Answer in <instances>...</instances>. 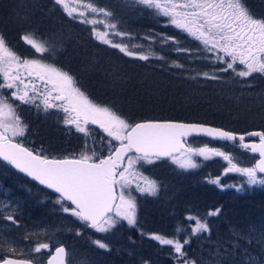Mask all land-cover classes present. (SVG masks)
Wrapping results in <instances>:
<instances>
[{"label": "snow or ice", "instance_id": "obj_1", "mask_svg": "<svg viewBox=\"0 0 264 264\" xmlns=\"http://www.w3.org/2000/svg\"><path fill=\"white\" fill-rule=\"evenodd\" d=\"M52 3L72 20L92 26L91 33L97 41L118 49L125 56L148 61L153 55L151 51L145 54L135 50L142 48V45L130 46L125 43L123 38L131 41V33L121 30L119 18L108 7L98 6L96 0H52ZM125 3L129 8L167 18V24L199 41L201 47L197 51L210 54L205 55L204 59L223 65L216 72L231 70L240 78L264 75V16L254 14L247 0H125ZM112 36L120 37L121 41L114 42ZM21 39L35 53L41 54V58L21 57L10 47L4 33L0 32V160L58 194L55 204L60 206L59 211L74 217L83 227L109 233L126 222L128 226L138 228V205L133 193L156 196L159 191L157 182L143 177L140 167L164 159L189 171L201 167L198 157L205 161L220 157L228 165L224 175L238 173L243 177V183L239 186L233 184L227 187L242 191L246 186H264V131L247 133L249 137H259V141L245 143L244 135L203 124L129 122L113 106L97 103L90 98L69 71L55 63L45 62L42 58L44 54L49 60L55 59L59 51L57 42L44 38L37 31L26 33ZM170 41L179 43L169 36H163L161 40L165 44ZM175 50L191 52L179 47ZM172 67L183 68L184 65L174 61ZM200 75L211 80L221 78L215 72L197 73V76ZM15 101H19V105L14 106ZM20 105L32 106L37 112L55 110L63 113L62 122L74 127L86 138L84 150L78 155L58 158L45 154L42 148L31 150L26 147L23 138L28 126L17 113ZM89 125H96L106 133L105 155L88 144V138L93 134ZM200 135L238 143L240 148L259 154V159L251 167H241L235 157L220 148L207 145L192 147L188 144V137ZM220 179L210 178L208 183L223 188L225 185H221ZM220 211L219 208L209 210L206 216H218ZM0 217L19 225L16 208L2 200ZM185 219L192 223L187 227L178 224L172 236L145 234L143 231H140V235L160 246H168L178 264H197L196 260L188 257L185 247L191 243L192 236L203 233L210 236L212 230L207 219L194 215ZM184 233L187 234L181 240L180 236ZM76 234L81 235L79 231ZM32 236L36 237V241L31 254L51 252V241L42 242L39 233L25 235L24 239ZM241 239L249 245L255 243L264 247V223L250 225L247 234L234 233L229 241L230 246L238 248ZM92 243L99 249L109 250V245L99 239ZM4 248L12 255L5 256L0 264H32V255L28 259L14 258L22 254V250L10 237L0 232V249ZM244 251L247 264H264L248 249ZM67 256L65 247L58 246L47 264H65ZM81 264H87V261ZM212 264L222 262L216 259Z\"/></svg>", "mask_w": 264, "mask_h": 264}, {"label": "trees", "instance_id": "obj_2", "mask_svg": "<svg viewBox=\"0 0 264 264\" xmlns=\"http://www.w3.org/2000/svg\"><path fill=\"white\" fill-rule=\"evenodd\" d=\"M29 0H15L14 4L23 3L21 8H27L26 12L28 17V24L22 27L21 31L18 33L15 29H9V26L5 27L8 33L7 40L9 41L10 47L19 54H25V43L21 39L22 35L29 33L31 31H37L39 35H42L46 39L53 40L57 42L59 51L54 60L45 59L46 62L55 63L58 67L69 71L73 74L79 81L82 89L86 91L90 98H92L97 103L109 104L118 110L123 116H129L131 118H137L139 121H152L156 119L161 120H175V121H187L191 122L195 120L200 123H206L211 125H216L224 129H228L232 132H243L249 133L250 131H264V75L254 74L252 77L240 78L236 77L234 73L229 70L228 72H216L217 69L213 65H210V59H204L205 54L198 52L197 49L200 48L199 41L194 40L188 34L182 32L180 29L167 24V18L157 17L156 21L153 19L151 22L147 20L152 15L148 12H138L137 10H132L134 12L133 16L138 17L141 21H146L149 25L147 30H144L148 35H154L155 37H161L160 34L164 36L174 37L178 44L172 43L170 41L169 45L165 48H159L158 45H154L157 52L156 57H163V59H157L154 62L152 59L148 61H138L139 63L133 64L134 59H128L127 57L118 53L115 48H103L98 49L100 54L95 56L92 52L97 50L98 45L94 44L92 33L88 35L83 27L79 26L75 20L67 17L63 10L59 6H55L52 0H36L35 7L31 6ZM110 2V4L116 5L115 9L122 5L120 3H115L112 0H105ZM115 1V0H114ZM125 1V0H124ZM264 0H247L248 7L250 10L258 15L264 16ZM11 6V5H10ZM124 6V5H123ZM38 8L36 11L35 8ZM129 9V7H126ZM124 9L120 12H127ZM3 8L0 7V19L3 13ZM30 12H34L35 17H39L38 29H35V24L32 25L33 21L30 17ZM10 16L9 12L7 13ZM48 20L41 21L48 17ZM146 16V17H145ZM34 17V18H35ZM145 17V18H144ZM32 21V23L30 22ZM36 22V20H35ZM36 22V23H37ZM4 27V25H3ZM3 27H0V32H2ZM28 31V32H26ZM76 38L82 43L83 49L79 50V53L75 57L72 56V50L74 45V40ZM91 37V38H90ZM92 43V44H91ZM100 47V46H99ZM185 48L190 49V53L177 52L175 49ZM158 52L160 53L158 55ZM21 54V55H22ZM90 54V55H88ZM95 59L99 63L96 67H99L95 75L96 78L91 76L92 87L85 84V80L82 77V73L88 77V74L82 72L85 66L83 58ZM132 58V57H131ZM183 64V68L172 67L173 62ZM159 64L160 67H164L169 70L172 75L165 73L164 71H158L152 68L150 65ZM120 64L123 65V70L118 72H128L139 79L147 75L152 80L159 79L160 81H170V84L176 86L178 91L176 97H181L185 91H192L195 94L196 99L200 100L201 103L191 105L186 111H177L173 107L168 106V101H156L153 102L151 107L148 108V104L145 103L146 98L143 96L138 100L136 104L132 107L129 105L128 101L129 95L124 96L120 100L118 95L113 94L104 90L103 87L108 85L109 74L107 67L119 68ZM137 68L136 72H133L131 66ZM107 66V67H106ZM152 68L151 72L148 73L144 69ZM154 69V70H153ZM79 73L76 75L75 71ZM143 71V72H140ZM216 73L221 78L217 80H211L203 77L202 75L197 76V73ZM103 75V78H101ZM195 76L196 79H191ZM179 80H182L183 86ZM226 98L235 100L234 102L225 101ZM142 99V100H141ZM163 99V98H161ZM220 100L223 102L222 109L227 111L236 112L235 114L245 116H240L237 119L230 118L227 114L224 116L212 115L202 111V108L213 105V103L218 104ZM197 101V100H196ZM18 104L17 101L14 102V106ZM23 107V106H21ZM141 108V109H140ZM24 123L30 124V130L33 132L34 136L41 135L45 131L44 127L49 126L53 129L54 119L51 116L45 114L35 115L30 114V116L25 113H21ZM254 115L259 120H253L248 118V115ZM261 118V119H260ZM131 119V120H133ZM136 120H133V122ZM26 123V124H27ZM39 129V132L36 131ZM49 131V130H48ZM38 133V135H37ZM100 134V130L96 131ZM28 135V128H27ZM76 140V139H75ZM24 142V141H23ZM48 142L50 140H42L39 143ZM212 141H210L211 143ZM209 143V140H208ZM212 145L218 144V142H212ZM233 143H226L224 146H230ZM24 145L31 150H37L43 148L41 144H30L24 142ZM39 145V146H38ZM221 147V144L219 145ZM44 152L47 149H43ZM66 153V152H64ZM105 152L103 155H105ZM239 153V152H238ZM240 155V154H239ZM242 157H247L242 154ZM247 160L243 162L241 160H236L239 162L241 167H251L252 162L256 158L247 157ZM168 168H160L159 170L146 173L153 175L157 178V184L159 185V192L154 197H145L143 200L138 202L139 216H138V228H135V236L133 237L137 241L136 249L133 254L123 255L119 258H114V256L108 254L105 255L104 260H97V264H144L145 261L148 264H163V257L171 253L168 246H160L155 241L146 238V236H141L140 231L145 234L148 233H160L166 236H172L176 226L178 224L187 227L191 222L187 221L185 218L189 215L198 216L201 219H207L209 227L211 228V235L207 233L198 234L191 237V243L185 247V251L189 258L196 260L197 264H212L216 259H219L222 264H247V256L245 254V249H248L252 254L260 253V249L264 247H259L255 243L249 245L245 240L241 239L239 241V247L233 248L230 246L229 241L232 240L234 233L244 232L247 234L250 225H259L264 223V186L261 187H245L242 191H237L236 188L227 187L228 185H237L243 183V178L233 177L226 180V175H222L221 167L227 165L226 162L216 158L213 160H207L201 163V167L189 171H185L179 167H176L171 161L161 162ZM0 167H3L5 173L13 171L11 167L6 166L0 162ZM163 170V171H162ZM16 173V172H14ZM17 174V173H16ZM18 175V174H17ZM220 177L221 185L225 187L221 188L217 185L208 183L210 178ZM2 180V179H0ZM27 181V180H26ZM26 181H21L27 184ZM29 185L38 187L31 184ZM28 185V184H27ZM39 189V188H38ZM6 190L18 192L13 185L6 186ZM20 193V192H19ZM41 193H47L50 197L54 198L50 193L43 191ZM33 200V199H32ZM35 200V199H34ZM219 208L220 215L208 217L206 213L209 210H214ZM36 218L40 217L39 213H36ZM46 217V216H45ZM24 220V219H23ZM26 222V220L21 221V223ZM134 229V228H133ZM86 234L81 237H87L91 234L85 232ZM181 234L180 238L183 239L184 235ZM126 238V233L124 234ZM119 237L123 242H127L124 238ZM134 234L127 235V239L132 238ZM8 254L1 253L0 258H4ZM257 257L258 261L263 260L261 255H254ZM98 259V258H97Z\"/></svg>", "mask_w": 264, "mask_h": 264}, {"label": "rangeland", "instance_id": "obj_3", "mask_svg": "<svg viewBox=\"0 0 264 264\" xmlns=\"http://www.w3.org/2000/svg\"><path fill=\"white\" fill-rule=\"evenodd\" d=\"M19 0H17L18 2ZM25 2V0H23ZM31 2V6L35 7V3L34 0H29ZM28 1V2H29ZM115 3H120L122 5L118 6L115 9L116 5L110 4V2H105V4L100 5L98 3V6H103V7H108L110 10H112L114 12V15L117 16L119 18V20L122 18V16L120 15V11L121 10H128L132 12V8H126V3L124 0H112ZM15 0H0V7L1 10L3 8V13L1 15V18H6L9 22L10 25H12L13 29H15V27H20L22 29V27L24 28V26H26L28 24V17L29 15H27V11L28 9L25 8H21L23 5V3L20 4H16L17 6H15L14 4ZM16 3V2H15ZM11 5V6H10ZM124 5V6H123ZM264 5V3L262 4ZM35 10L37 11L38 8L36 7ZM137 10L138 12H140L139 9H134ZM9 12L10 16L7 15V13ZM142 12H146V11H142ZM34 12H30L29 14L33 16ZM125 13V12H123ZM134 13V12H132ZM25 15V16H23ZM127 16V15H126ZM146 17V16H145ZM144 17V18H145ZM31 19L33 17H30ZM49 16L46 17L45 19L41 20V21H46L48 20ZM156 16H151L150 18H147V20H149V22H151L153 19L156 21ZM134 20H137L138 22H141V19L138 17H135ZM32 23V21H30ZM77 23H79L78 21H76ZM121 22V20H120ZM131 20H127L126 24L120 23L118 26L120 27L121 30L126 31L128 33H131L132 35V39L131 41H129L127 38H123L125 43H129V45L131 46V44H136V45H142V48H136V51H143L145 54H147L149 51H151V53L153 54L152 56H150V60L152 59L154 62H156V58L154 56L157 55V52L155 50V46L154 45H158L159 48H161L165 43H162L161 37H155L154 35H148L147 33L144 32V30H147V24L146 29L142 26L138 27L135 24L131 23ZM134 22V21H132ZM144 22V20H143ZM8 25V24H6ZM4 25V27L6 26ZM37 25L39 26V24L37 23ZM36 25V26H37ZM79 25H83V26H87V28H89V30L91 31V27L90 25H85L82 23H79ZM30 26L33 27V23L32 25L30 24ZM97 27H102V26H97ZM132 27V28H131ZM7 27H5L6 29ZM9 29L11 30L12 28L9 26ZM140 31V32H138ZM87 34L89 35L90 33L87 32ZM187 34V33H186ZM160 36H164L163 34H160ZM74 38V37H72ZM91 38V37H90ZM93 42L94 44L103 47V48H107L110 47L109 45L106 44H102L99 41H97L93 36ZM113 39L114 42H120L121 38L120 37H116V36H112L111 37ZM74 40V45H73V49L72 50V58L75 57L77 55V53H79L80 49H83L82 43L80 42V40L78 41L76 38L72 39L71 41ZM112 48V47H110ZM118 51L119 54L125 56L123 53H121L118 49H116ZM33 53L31 54V58L32 59H36L38 57V55L34 54V51H32ZM93 54H95V56L99 55L100 52L97 49L96 51L92 52ZM19 54V53H17ZM22 54V53H21ZM19 54L21 57H26L25 54ZM160 53L158 52V55ZM90 55V54H88ZM128 59H134L128 56H125ZM40 58V57H39ZM83 61L85 62V66L84 69L82 70V72H85L86 74H88V79H91V76H93L94 78L95 75L97 74V70L100 69L99 67H96L97 65H99V63L97 62V60L95 59H89L87 57L83 58ZM138 61L141 62V60L139 59H134L133 64H137L139 63ZM46 62V60H45ZM52 63V62H49ZM210 65H213L216 68H220L223 65L221 64H213L211 60H209ZM152 68L158 70V71H164L165 73H169L170 75H172L173 73H171L169 70L165 69L164 67H160L159 64H152L150 65ZM107 67V66H106ZM132 67V71L136 72L137 68L135 66H131ZM98 68V69H97ZM152 68H148V69H144L146 70L148 73L151 72ZM108 72L106 73V75L109 74V79H108V85H105L104 90L106 91H110L115 95H118L120 97V100L123 99L122 101H124V96L126 97V95H129V105H131L132 107L134 106L133 104H136L138 102V100L143 96L147 97L145 103L148 104V108H152L151 105L153 102L156 101H163L166 100L168 101V106L170 104V107H173L174 109H176L178 112L179 111H186L191 105H195L198 102H200V100L196 99L195 94H193V92L190 91H185L183 90V95L181 97H176L178 91L176 90L177 85L173 86L172 84H170V81L166 80V81H160L159 79H155L152 80L149 75L145 74L146 76L143 78H135L132 73H124V72H118L117 69L119 71L123 70V65L120 64L119 68H115V67H107ZM153 69V70H154ZM96 70V71H95ZM150 71V72H149ZM103 78V75L102 77ZM182 84V86L184 85L182 83V80H179ZM85 84L89 85L87 81L84 82ZM184 88H187L186 86H183ZM7 94V93H5ZM163 98V99H161ZM142 100V99H141ZM197 100V101H196ZM226 101H230V102H234L235 100H233L232 98H226L225 101H223L224 103ZM19 105V101H17ZM223 102L220 100V103L215 104L213 103V105L208 106V107H204L202 108V111L204 109L203 112L205 113H209L212 115H218V116H224L225 114H227L230 118L232 119H237L240 116H245L242 115L243 113H241V115L239 116V114H235L236 112H230L227 110L222 109L223 107ZM23 106V107H21ZM141 109V108H140ZM17 113H19V111H23L21 112L22 114L25 113L26 115L30 116V114H35V115H41V114H45L47 116H51L55 123H53V129H50L49 126L44 127L45 131L42 132L41 135H37L38 136H34L33 132L30 130V124L27 123V128H28V135L26 132L25 137L23 138L24 142H28V143H32L35 145L37 144H41L43 146L42 149H50L52 151H54V142L58 143L59 145H61L62 147H67L69 146V139H71V137L78 139L79 140V147H77V150L75 151L78 155L82 150H84L85 147V137L83 136V134L78 133L75 131L74 127L70 126V125H65L62 122V116L63 113L57 112L55 110L50 111L49 113H44V112H37L32 106L29 105H20L17 109ZM247 117V116H245ZM248 118L251 119L250 121L253 120H259V118H257L254 115L249 114ZM261 119V118H260ZM264 120V118H262ZM58 125L60 127V130H58L56 128L55 125ZM90 129L93 130V134L90 138H88V144L91 147H95V149L101 154L103 155L105 152H107V148H106V133L103 132L102 129H99L98 126L96 125H90L89 126ZM49 130V131H48ZM100 130V134H97L96 131ZM36 131H38L36 129ZM63 133H65L66 135H64ZM46 140V138L48 140H50V144L48 145L45 142L39 143L41 140ZM69 138V139H68ZM63 142V143H61ZM195 143V141H194ZM201 143V142H200ZM58 144H55V148H61ZM204 145H207L208 147L211 148H220L222 151L226 150V146L222 145L223 147L218 146L217 144H199V147H203ZM39 146V145H38ZM228 149H233L238 147V143L237 144H231L230 146H227ZM55 157L58 158H63L65 156H73L72 154L69 153H64L63 151H57L55 153ZM218 159L220 157H215L213 159ZM211 159V160H213ZM198 162H204L205 160H202V158H197ZM221 161H223L224 163L227 161L223 160L222 158H220ZM207 161V160H206ZM172 163V162H171ZM158 164H160L158 161L155 164L152 165H144L143 167H140V172L143 174V177H146L148 180H153V178L149 175V173H146L145 171L147 170V172H149L152 169H156L155 167L158 166ZM173 164V163H172ZM176 165V164H174ZM177 166V165H176ZM139 167V166H138ZM0 171H1V176L3 178L8 179V176L3 169V167H0ZM10 174V173H9ZM230 176H234V177H241L240 174L238 173H230ZM10 178V183H12L11 185H13L15 187V189H18V192H13L10 195H8L3 189L4 187L0 185V200L6 202V203H10L14 208H16V219L19 221V225H13L10 221H6L4 220L2 217H0V232H2L6 237H10L14 242L15 245L18 246L19 249L22 250V254H17L14 256V258H19V259H28L30 255H32V261L33 262H39L40 264H44L45 261H39L37 260V258H43L46 257V255L48 254V251H42L39 254H31L30 250L32 247L35 246V241H36V237L32 236L30 239L25 240L24 237L25 235L28 234H33V233H39V239L42 242H49V240L51 241L50 243V248L53 249L55 247H57L59 244H67L70 245L72 247V251H73V256L75 257V262L74 264H81L82 261H87V264H96L95 262V258L97 260V258H99V260H104L105 257L103 256H99V253H104L105 251L107 253H114L115 255H128L129 254H133V245H137V241L133 238L136 234V232L134 231L135 229H133V227H130L127 225L126 222L121 223L120 225L117 226V228L113 229L111 232L109 233H99V232H95L94 230H89L85 227H83L80 222H78L74 217H70L68 214L66 213H62L61 211H59V205L55 204V199L56 197L52 198L50 197L47 193L42 194L39 193L37 190L35 189H31V185H29L28 181L27 184L24 182H21L19 179H17L18 177L14 178L11 176H9ZM243 178V177H241ZM35 187V186H34ZM20 192V193H19ZM159 192V191H158ZM133 195L136 196L137 199V204L139 201L143 200L145 197L148 196H141L138 193H133ZM150 197H154V196H150ZM33 199V200H32ZM35 199V200H34ZM25 208L26 210H28V215L21 218L22 212L21 210ZM34 210V216H33V211ZM139 210V208H138ZM37 211H44L46 212V217L45 215H40L39 218H36V213ZM25 212V211H24ZM138 216V213H137ZM23 219L26 220V222L21 223V221H23ZM192 223V222H191ZM77 231H79L81 233V235H77ZM88 232L91 235L87 236V237H81L84 236L86 233ZM126 233V238H125V234ZM129 234H134L132 236V238H128L127 239V235ZM124 235V238L126 239V241L129 243H124L122 240L119 239V237H122ZM90 239V240H89ZM101 240L104 243H107L109 245V250H104V249H99L97 248L93 243L91 244L92 246V251H89L88 246L86 245V243L88 242V240L90 242L94 241V240ZM90 244V243H89ZM87 248V250H85L84 248ZM169 248V247H168ZM1 253H6L9 255L10 254L7 251V248L4 249H0V254ZM253 255H261L263 260L262 262H264V249H260V253L256 254L254 253ZM3 258V257H2ZM2 258H0V260H2ZM165 260V264H178V262L175 260V255L173 258H164Z\"/></svg>", "mask_w": 264, "mask_h": 264}, {"label": "bare ground", "instance_id": "obj_4", "mask_svg": "<svg viewBox=\"0 0 264 264\" xmlns=\"http://www.w3.org/2000/svg\"><path fill=\"white\" fill-rule=\"evenodd\" d=\"M24 2V1H23ZM36 2V0H34V3ZM105 0H96V3L98 4H100V5H103V4H105ZM126 14H122L121 12H120V15L122 16V18L120 19L121 20V22L120 23H123V24H126L127 23V20H131V22H130V24L131 23H133V24H135L136 26H138V27H141L142 26V28L144 27L145 29H146V24H147V26L150 24H148L146 21H141V22H138L137 20H134V16H133V14L134 13H132L131 11H127V12H125ZM127 15V16H126ZM23 16H25V15H23ZM33 18H32V21H33V24H35V26L37 25V23H39V22H37V21H39V17H35L34 15L32 16ZM35 17V18H34ZM35 20H36V22H35ZM74 21V20H73ZM132 21H134V22H132ZM146 23V24H145ZM5 24H10V22L6 19V18H3L2 20L0 19V27H3V25H5ZM80 27H83V30H85L86 31V33L87 32H91L90 30H89V28H87V26H81V25H79ZM11 28L13 29V27H12V25H11ZM132 28V27H131ZM35 29H38V25L35 27ZM15 30H16V32H20L21 31V28L18 26V27H15ZM26 32H28V31H26ZM32 32V31H31ZM138 32H140V31H138ZM25 43V42H24ZM170 43V42H169ZM169 43H166V44H164L161 48H165L166 46H168L169 45ZM92 44V43H91ZM97 49H102V47H97ZM26 52H25V55H26V57L27 58H29V59H32L31 58V54L33 53L32 51H34L30 46H28V45H26L25 44V49H24ZM34 54L35 55H38V57L37 58H41V54H38V53H35V51H34ZM44 60L46 59H48L47 58V54H44L43 55V57H42ZM178 70H179V68H178ZM140 72H143V71H140ZM75 73H76V75L79 73L77 70L75 71ZM82 77L84 78V80L85 81H87L88 82V84L92 87L94 84H92V80L91 79H88L86 76H85V74H83L82 73ZM125 118H127L128 120H129V122H133V120H136V121H134V122H144V121H139V119H137V118H131V117H129V116H124ZM131 119H133V120H131ZM152 121H158V122H166V121H172V120H161V119H156V120H152ZM146 122V121H145ZM172 122H182V123H196V124H203V125H207V126H210V127H215V128H220V129H223V130H225V131H230V130H228V129H224V128H222V127H219V126H216V125H211V124H206L205 122L204 123H200V122H197V121H195V120H192L191 122H187V121H175V120H173ZM55 125V124H54ZM56 126V128L58 129V130H60V127L58 126V125H55ZM90 126V125H89ZM38 131L37 132H39V129H37ZM230 132H232V131H230ZM233 133H235V132H233ZM64 135H66L65 133H63ZM235 134H237V135H246V133H243V132H237V133H235ZM67 136V135H66ZM69 139V138H68ZM194 141H195V143H194ZM210 141L211 140H209V143H208V140L207 139H199V138H192V139H187V142H188V144H190L192 147H199V144H203V143H205V144H210V145H212L211 143L213 142H211L210 143ZM259 141V137H255V138H249L248 140H245L244 142L245 143H250V142H258ZM69 146H67V147H62L61 145H59L58 143H56V142H54V151H52V150H50V149H47V151L45 152V154H47V155H49L50 157H52V156H55L56 154V152L57 151H63V152H66V153H69V154H72V155H76L77 153L75 152L76 150H77V147H79V140L78 139H76L75 140V138H73V137H71V139H69ZM201 142V143H200ZM48 145H49V143L48 142H46ZM61 143H63V142H61ZM55 144H58L61 148H55ZM219 145L221 144V147H223L222 145H225L224 143H218ZM218 145V146H219ZM226 150H224L225 152H228V153H230L233 157H235L236 158V160H241V161H243V162H246L247 160H248V158L247 157H252L253 159L255 158L250 152H248L247 150H245V149H242V148H240L239 146L238 147H236V148H231V149H228V147H226L225 148ZM239 152V153H238ZM240 154V155H239ZM242 154H244V155H246L247 157H242ZM244 158H246L247 160H245ZM169 161V160H168ZM160 164H158V166H156L155 168L156 169H153L152 171H155V170H159L160 168H163V170L164 169H166V168H168V166H166V165H164L163 163H161V162H167V161H165V160H160V161H158ZM255 162L253 161L252 162V166H253V164H254ZM176 166V165H175ZM228 165H224L223 167H221V173H222V175H224V169L227 167ZM176 167H178V166H176ZM162 170V171H163ZM11 174V176L12 177H14V178H16V177H18L17 179H19L20 181H29L27 178H25L24 176H20L19 174L17 175L16 173H14V172H12V171H9L8 173H6L7 175H5V176H8L7 178L8 179H6V178H3L2 176H1V171H0V179H2V180H0V185L1 186H3L4 187V191L8 194V195H10L12 192L11 191H8V190H6V186L8 185V186H10V184H12V183H10L9 181H10V178H9V176H10V174ZM230 173H228L227 175H226V177H224V178H226V180H228L229 178H233L234 176H230L229 175ZM152 178H153V180H155L156 182H157V178H155L153 175H151V174H149ZM238 178V177H237ZM30 182V181H29ZM31 183V182H30ZM31 184H34V183H31ZM35 185V184H34ZM37 186V185H36ZM38 187V186H37ZM256 187H262L263 188V186H256ZM39 188V187H38ZM36 189L34 186H31V189H35V190H37L39 193H41V189L39 188V189ZM235 189V188H234ZM43 190V189H42ZM44 191V190H43ZM46 191V190H45ZM46 192H48V191H46ZM49 193V192H48ZM25 211V212H24ZM21 212H22V215H21V218H23V217H25V216H27L28 215V210H26L25 208H23L22 210H21ZM33 212V216H34V210L32 211ZM37 213H39L40 215H45L46 216V212H42V211H37ZM139 213H140V211L138 210V216H139ZM35 215H37V214H35ZM138 216H137V219H138ZM2 219V218H1ZM0 219V220H1ZM25 220V219H24ZM23 220V221H24ZM139 221V220H138ZM0 223H1V221H0ZM135 229V228H134ZM90 230V229H89ZM92 231V230H91ZM192 237H194V236H192ZM90 240V239H89ZM88 240V242L86 243V245L88 246V249H89V251H92V246H91V244H92V242H90ZM181 240H183V239H181ZM90 243V244H89ZM124 243H128V242H124ZM129 244V243H128ZM63 246V247H65V249L67 250V253H68V256H67V261H68V264H74V262H75V257L73 256V251H72V247L70 246V245H67V244H59L58 246ZM57 246V247H58ZM56 248V247H55ZM55 248H53V249H51V252H48V254L46 255V257H43V258H37V260H39V261H45V263L44 264H46L47 262H48V260H49V258H50V256L52 255V254H54V250H55ZM85 250H87V248L85 247L84 248ZM136 249V245H133V248H132V250H133V252H134V250ZM108 254H110V255H112V256H114V258H119L120 256H123V255H115L114 253H107L106 251L104 252V253H99L98 255L99 256H103V257H105V255H108ZM174 253L173 252H171V253H169L168 255H166L165 257H163V264H165V260H164V258H173L174 257ZM3 259V258H2ZM17 259H19V258H17ZM22 259V258H21ZM97 260H99V258L97 259ZM96 260V258H95V262H96V264L98 263V261ZM32 264H40L39 262H33L32 261Z\"/></svg>", "mask_w": 264, "mask_h": 264}, {"label": "water", "instance_id": "obj_5", "mask_svg": "<svg viewBox=\"0 0 264 264\" xmlns=\"http://www.w3.org/2000/svg\"><path fill=\"white\" fill-rule=\"evenodd\" d=\"M205 126H207V125H205ZM207 127H210V126H207ZM213 128V127H212ZM215 128V127H214ZM220 129V128H219ZM253 132V131H252ZM245 136V140H248L249 138H255V137H249L248 135H247V133H246V135H244ZM192 138H199V139H207V140H211V141H213V142H220V143H226V142H228V141H220V140H215V139H212L211 137H207V136H203V135H200V136H190V137H188L187 139H192ZM252 154V153H251ZM254 157H256L257 158V160L259 159V154H252ZM165 161H168V159H164ZM3 164H5V165H7V166H10V167H12L11 165H9V164H7V162L6 161H2V160H0ZM13 168V167H12ZM13 170L15 171V172H17L20 176L22 175V176H24L25 178H27L31 183H34L35 185H37L40 189H43L44 191L46 190V191H48L50 194H52L53 196H57L58 194H56V193H54V191L53 190H51V189H46L43 185H39V183L38 182H36V181H34V180H32V178L31 177H28V176H26L24 173H20L17 169H15V168H13ZM91 230V229H90ZM47 264V263H46ZM65 264H68V261H67V257H66V259H65Z\"/></svg>", "mask_w": 264, "mask_h": 264}, {"label": "flooded vegetation", "instance_id": "obj_6", "mask_svg": "<svg viewBox=\"0 0 264 264\" xmlns=\"http://www.w3.org/2000/svg\"><path fill=\"white\" fill-rule=\"evenodd\" d=\"M1 30H3L2 33H4V35L8 37V33H7V30L5 29V27H3V29H1ZM8 44H9V41H8Z\"/></svg>", "mask_w": 264, "mask_h": 264}]
</instances>
